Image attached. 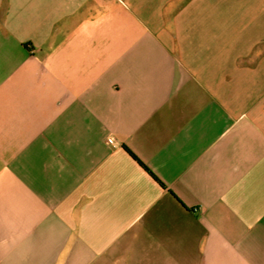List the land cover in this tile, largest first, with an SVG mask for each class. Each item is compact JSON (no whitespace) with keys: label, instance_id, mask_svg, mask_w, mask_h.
I'll return each mask as SVG.
<instances>
[{"label":"crops","instance_id":"obj_1","mask_svg":"<svg viewBox=\"0 0 264 264\" xmlns=\"http://www.w3.org/2000/svg\"><path fill=\"white\" fill-rule=\"evenodd\" d=\"M0 264H264V0H0Z\"/></svg>","mask_w":264,"mask_h":264},{"label":"trees","instance_id":"obj_2","mask_svg":"<svg viewBox=\"0 0 264 264\" xmlns=\"http://www.w3.org/2000/svg\"><path fill=\"white\" fill-rule=\"evenodd\" d=\"M124 150L128 153V155L136 161V163L144 170L146 173H148L156 182L161 184L156 177L126 148L124 147Z\"/></svg>","mask_w":264,"mask_h":264}]
</instances>
